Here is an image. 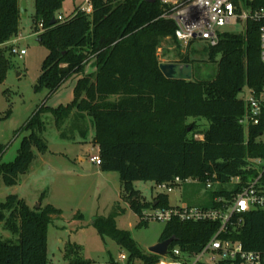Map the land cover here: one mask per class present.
I'll use <instances>...</instances> for the list:
<instances>
[{"label": "trees", "instance_id": "obj_1", "mask_svg": "<svg viewBox=\"0 0 264 264\" xmlns=\"http://www.w3.org/2000/svg\"><path fill=\"white\" fill-rule=\"evenodd\" d=\"M63 3L35 0V29L38 32L43 25L39 38L48 48L35 91L46 90L50 96L69 78L82 76L76 81L71 103L57 108L44 103L28 120L23 129L29 132L14 160L2 161L7 146L0 144V180L9 186L17 184L19 175L29 171L36 152L48 151L40 135L41 116L47 112L58 128L72 119L81 136L87 135L90 120L100 169L119 173L121 200L138 215L153 203L140 198L135 181L159 184L191 178L205 189L208 181L218 182L214 189L205 190V204L199 206L220 207L215 197L231 198L242 187L230 184L232 177H241L245 184L258 174L247 167L250 158L264 159V143L257 140L264 133V111L261 122L248 131L239 123L247 109L239 94L245 87L255 93L264 87L258 23L248 22L240 33L224 31L216 46L207 47L209 59L218 64L213 80L167 78L160 68L159 51L164 46L179 49L180 44L175 37L176 22L159 0H94L92 15L77 13L60 21ZM20 15V0H0V85L13 67L7 43L18 36ZM179 54L181 62H189L187 54ZM10 114L9 109L5 117ZM189 117L205 119L208 128L186 123ZM194 133L203 139H196ZM168 199L166 193L155 197L162 207L170 206ZM61 214L50 203L33 209L17 194L0 202V223L16 236L0 238V264H48V227ZM116 215L95 220L99 234L112 237L132 258L155 264L160 257L143 251L129 231L120 230ZM242 217V224L224 237L241 241L246 250L264 252V209ZM148 224L139 222V226ZM219 225L174 220L165 224L159 241L174 237L175 245L199 251ZM80 253L81 247L69 243L64 261L92 264ZM110 264L115 261L111 259Z\"/></svg>", "mask_w": 264, "mask_h": 264}, {"label": "rangeland", "instance_id": "obj_2", "mask_svg": "<svg viewBox=\"0 0 264 264\" xmlns=\"http://www.w3.org/2000/svg\"><path fill=\"white\" fill-rule=\"evenodd\" d=\"M84 2L85 0H64L58 17H69ZM26 3L25 15H20L19 18L17 36V45L19 49H25L26 54L19 57L8 53L13 67L0 85V144L7 146L3 162H10L16 157L22 138L29 132L23 127L40 106L46 103L55 108L69 102L73 95V87L70 85L73 80L75 82V76L69 78L50 96L46 90L35 91L48 48L38 41L40 33H37L33 20L35 0H26ZM234 31L242 32L241 26H236ZM207 47V43L200 40L194 41L188 48L181 45L179 49L177 46H164L159 51V59L161 64L176 65L175 76L192 80H213L218 64L209 59ZM179 52L188 55V63L181 62ZM239 97L245 102L249 99L247 87ZM9 109L11 114L5 117ZM41 117L44 124L40 135L49 149L45 154L36 152L39 157L33 161V169L30 167L27 173L19 175L17 184L9 186L0 180V202L11 194H17L33 209L49 203L61 209V216L54 219L48 227V264H66L63 255L69 243L81 247V257L92 264H110L111 259L124 264L119 255L121 252L127 253L126 249L109 235L101 236L94 225L98 217L108 218L112 214H117V227L129 231L138 246L149 252V248L159 242L165 223L150 221L147 226H139V215L131 209L128 202L120 199L119 173L103 175L98 165L90 161V156L97 155V149L92 145L94 128L90 120H87V135L81 136L79 128L72 126V119L66 120L58 128L51 113H43ZM194 122L200 129L209 126L203 118L189 117L186 120L188 124ZM200 135L194 133V137ZM79 156L85 158L84 162L79 161ZM133 185L139 190L140 198L145 201H151L160 193H167L170 206L205 204L203 197L206 189L198 182L177 185L171 192L161 189L154 181H135ZM0 238L16 239V236L5 230L3 223H0Z\"/></svg>", "mask_w": 264, "mask_h": 264}, {"label": "built area", "instance_id": "obj_3", "mask_svg": "<svg viewBox=\"0 0 264 264\" xmlns=\"http://www.w3.org/2000/svg\"><path fill=\"white\" fill-rule=\"evenodd\" d=\"M170 10V16L176 22L175 37L179 44L185 48L194 41H204L208 46H216L220 41V34L224 31H234L236 26L246 30L248 22L258 23L259 26V51L264 63V0H159ZM94 0H85L84 4L76 8L73 13L92 15ZM63 21L65 18L59 16ZM43 32V25H39L38 34ZM18 37L9 43L10 53L23 57L25 49H19ZM250 97L245 102L246 112L239 123L248 131L251 125H258L264 111V87L255 93L249 90ZM203 139V135L195 136ZM258 141L264 143V133L259 135ZM90 161L101 165L98 155L90 156ZM248 169L257 170L245 184L239 176L232 177L230 184L242 185L240 190L232 194L231 198L215 197L220 207H203L199 205H174L162 207L158 200L152 199L153 205L143 209L139 214L140 221H158L165 224L177 220L181 222H219L218 230L203 245L199 251H189L175 241L168 247L165 255H158L160 259L155 264H264V252L246 250L241 241L224 237L233 229L242 224L243 215L252 210L264 209V159L250 158ZM197 179L181 180L179 177L171 182L159 183L158 187L171 192L177 185L196 183ZM218 182L208 181L206 189H214ZM167 194V193H166ZM127 251V250H126ZM151 253V252H149ZM154 254V253H152ZM120 261L124 264H144L143 261L132 258L127 251L121 252ZM115 264H119L117 261Z\"/></svg>", "mask_w": 264, "mask_h": 264}, {"label": "water", "instance_id": "obj_4", "mask_svg": "<svg viewBox=\"0 0 264 264\" xmlns=\"http://www.w3.org/2000/svg\"><path fill=\"white\" fill-rule=\"evenodd\" d=\"M148 1L153 2L155 0H148ZM26 6H27L26 1L21 0V2H20V13H21V15H25ZM55 22H56V20L53 19V21L51 23L54 24ZM38 41L41 42V38H39ZM160 68L167 78H174L175 77V74H176V65L175 64H161ZM174 241H176V239L174 237L159 241L155 245L151 246L148 251L151 253H154V254L165 255L168 252L169 245L171 243H173Z\"/></svg>", "mask_w": 264, "mask_h": 264}, {"label": "crops", "instance_id": "obj_5", "mask_svg": "<svg viewBox=\"0 0 264 264\" xmlns=\"http://www.w3.org/2000/svg\"><path fill=\"white\" fill-rule=\"evenodd\" d=\"M25 1H26V0H25ZM20 2H21V0H20ZM26 4H27V3H26ZM10 42H11V41H10ZM10 42H8L7 45H9ZM91 65H92V60L88 62L87 67H86V71H89V70H90ZM74 76H75V82H74V80H73V82H72L71 85H70L71 87H73V91H74V86H75V84H76V81L78 80V78H80V77L82 76V74H81V75H74ZM74 76H73V77H74ZM65 82H66V81H65ZM65 82L62 84V86L65 84ZM62 86H61V87H62ZM61 87H60V88H61ZM73 98H74V93H73V95H71V98H70L71 100H70L69 102H67L66 104L70 103V102L73 100ZM66 104H62V105H66ZM49 107H50V106H49ZM51 108H52V107H51ZM55 108H57V107H55ZM92 145H93V147H95V148L97 149V153H98V146H97L96 144L94 145V143H93ZM36 154H37V153H36ZM38 157H39V156H38V154H37L36 159H38ZM78 158H79V161H81V162H84V160H85V158L82 157V156H79ZM36 159H35V160H36ZM98 168H99L100 171H102V170L100 169V166H98ZM32 169H33V166L31 165V170H32ZM109 173H111V172H107V171L105 172V171H102L101 174L106 175V174H109ZM106 176H107V175H106ZM120 199H121V192H120ZM122 201H123V200H122ZM124 202H126V201H124Z\"/></svg>", "mask_w": 264, "mask_h": 264}]
</instances>
